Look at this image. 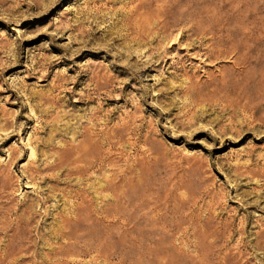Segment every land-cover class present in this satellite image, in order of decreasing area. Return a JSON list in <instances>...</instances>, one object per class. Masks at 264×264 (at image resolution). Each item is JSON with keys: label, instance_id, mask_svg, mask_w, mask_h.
<instances>
[{"label": "rangeland", "instance_id": "obj_1", "mask_svg": "<svg viewBox=\"0 0 264 264\" xmlns=\"http://www.w3.org/2000/svg\"><path fill=\"white\" fill-rule=\"evenodd\" d=\"M262 222L264 0H0V264H264Z\"/></svg>", "mask_w": 264, "mask_h": 264}, {"label": "bare ground", "instance_id": "obj_2", "mask_svg": "<svg viewBox=\"0 0 264 264\" xmlns=\"http://www.w3.org/2000/svg\"><path fill=\"white\" fill-rule=\"evenodd\" d=\"M164 7H165V6H164ZM171 7H172V6H171ZM168 11H169V10H168ZM163 14H164V12H163ZM168 15H169V14H168ZM152 17H153V16H152ZM148 19H150V16H149ZM146 20H147V19H146ZM156 21H157V20H156ZM167 22H168V21H167ZM167 22H166V21H161L160 23H156V24H160V27H159V30H160V31H158V32H162L163 34H165V33H167V32L169 31V25H170V24H168ZM186 22H187V21H186ZM142 23H143V22H142ZM145 24H146V23H145ZM183 25H184V24H183ZM152 26H153V25H152ZM157 27H158V26H157ZM170 27H171V26H170ZM180 28H181V27H180ZM171 29H172V28H171ZM145 30H146V29H145ZM186 30H187V29H186ZM171 33H174V32H171ZM171 33L169 32V33H167V34H171ZM176 34H177V33H175V37H177ZM181 34H183V33H181ZM159 35H162V34L159 33ZM159 35L157 34V36H159ZM163 36H165V35H163ZM168 36H169V35H168ZM168 36H167V38H168ZM182 36H183V35H182ZM170 37L172 38V36H170ZM178 37H179V36H178ZM156 39H157V38H156ZM158 39H159V40H158V42H159V41H160V38H158ZM173 39H176V38H174V36H173ZM177 39H179V38H177ZM182 39H184V38H182ZM185 39H186V38H185ZM169 40H170V38H169ZM179 40H180V39H179ZM163 41H165V40H163ZM167 41H168V40H167ZM160 42H161V41H160ZM160 42H159V43H160ZM165 42H166V41H165ZM165 42H164V43H165ZM173 42H174V41H173ZM176 42H177V41H176ZM170 43H171V41H170ZM177 43H179V42H177ZM160 44H161V43H160ZM172 44H173V43L170 44V47H172V46H171ZM183 45H184V44H183ZM179 46H180V45H179ZM170 47H169V48H170ZM180 48H181V47H180ZM184 48H185V47H184ZM182 49H183V48H182ZM170 50H171V49H170ZM173 51H174V50H173ZM182 51H183V50H182ZM199 51H200V50H199ZM199 51H197L196 53H195V52H194V53L191 52V53H192V54H191V57H192L193 59H198V60H201V61L204 60L203 62H205V61H206V62H208V61L211 62V60H210V59H211V58H210L211 56H210V55H208V54H206V53H203V52H199ZM171 52H172V51H171ZM178 52H179V51H178ZM227 52H228V51H227ZM169 53H170V52H169ZM218 55H220V54H218ZM227 55H228V53H227ZM216 57L219 58V56H216ZM237 57H238V56H237ZM193 76H194V75H193ZM193 76L191 75V77H193ZM191 77H189V78H191ZM189 78H188V79H189ZM194 78H195V77H194ZM190 80H191V79H190ZM193 80H194V79H193ZM197 80H198V78H197ZM198 82H199V81H198ZM198 82H197V83H198ZM197 83H196V84H197ZM199 83H200V82H199ZM190 88H191V86H190ZM53 100H54V99H53ZM50 101H51V100H50ZM52 103H53V102H52ZM261 117H262V116H261ZM92 120H93V119H92ZM95 123H96V122H95ZM101 126H102V125H101ZM83 129H84V127H83ZM105 129H106V128H105ZM103 130H104V129H103ZM86 131H87V130H86ZM104 131H105V130H104ZM108 132H109V131H108ZM108 132H107V133H108ZM88 133H89V132H88ZM88 133H87V134H88ZM94 133H95V132H94ZM94 133H93L92 136H94ZM81 134H83V133H81ZM89 134H90V133H89ZM89 134H88V136H87L88 138H89V136H91V135H89ZM112 134H114V133H112ZM114 135H115V134H114ZM101 136H102V135H101ZM74 137H76V136H74ZM77 137H78V136H77ZM77 137H76V138H77ZM79 137H80V136H79ZM79 137H78V138H79ZM83 137H84V136H83ZM108 137H110V136H108ZM91 138H92V137H91ZM91 138H89V139H91ZM93 138H94V137H93ZM93 138H92V139H93ZM100 138H101V137H100ZM84 139H85V138H84ZM108 139H109V138H108ZM76 140H77V139H76ZM80 140H81V139H80ZM80 140H79V141H80ZM94 140H95V138H94ZM97 140H98V139H97ZM98 141H99V140H98ZM102 141H103V140H102ZM107 141H108V140H107ZM103 142H104V141H103ZM110 142H111V141H110ZM82 143H83V141H82ZM87 143H89V142H87ZM91 143H93V142H91ZM94 143H95V142H94ZM101 143H102V142H101ZM104 143H106V142H104ZM107 143H108V142H107ZM72 145H73V144H72ZM92 145H93V144H92ZM95 145H96V143H95ZM99 145H100V144H99ZM101 145H102V146H101ZM101 145H100V146L103 148V145H104V144H101ZM112 145H113V144H112ZM104 146H106V145H104ZM114 146H115V145H114ZM65 147H66V146H65ZM68 147H69V146H68ZM72 147H73V146H72ZM72 147H69L68 149H70V148H72ZM74 147H76V146H74ZM77 147H78V146H77ZM85 147H87V146L85 145ZM85 147H84V148H85ZM90 147H91V146H90ZM84 148H83V149H84ZM92 148H93V147H92ZM102 148H101V149H102ZM107 148H108V147H107ZM72 149H73V148H72ZM83 149H82V150H83ZM58 150H59V149H58ZM61 150H62V149H61ZM73 150H75V149H73ZM79 150H80V149H79ZM82 150H81V152H82ZM95 150H96V149H95ZM95 150H94V151H95ZM110 150H111V149H110ZM56 151H57V150H56ZM70 151H71V150H70ZM77 151H78V150H77ZM83 151H84V150H83ZM106 151H108V150H106ZM61 152H62V151H61ZM92 152H93V151H92ZM95 152H96V151H95ZM98 152H100V154H101V150H100V151L98 150ZM108 152H109V151H108ZM117 152H118V151H117ZM76 153H78V155H79V152H76ZM87 153H88V152H87ZM110 153H111V152H110ZM110 153H108V155H109ZM55 154H56V153H55ZM69 154H70V153H69ZM97 154H98V153H97ZM111 154H112V153H111ZM59 155H61L60 151H59ZM67 155H68V154H66V158L68 157ZM87 155H88V154H87ZM101 155H102V154H101ZM105 155H106V154H105ZM115 155H116V154H115ZM46 156H47V155H46ZM53 156H55V155H53ZM69 156H70V155H69ZM91 156H94V154L91 155ZM59 157H60V156H59ZM88 157H89V156H88ZM95 157H97V156H95ZM95 157H94V158H95ZM102 157H104V156H102ZM105 157H106V156H105ZM110 157H111V155H110ZM55 158H56V156H55ZM57 158H58V157H57ZM69 158H71V157H69ZM73 158H74V157H73ZM98 158H99V157H98ZM98 158H95V159H98ZM100 158H101V157H100ZM58 159H59V158H58ZM58 159H56V160H58ZM71 159H72V158H71ZM91 159H93V158L91 157ZM101 159H103V158H101ZM98 160H99V159H98ZM114 160H115V159H114ZM59 161H61V158H60ZM77 161H79V159H78ZM77 161H75V162H77ZM81 161H82V159H81ZM96 161H97V160H96ZM100 161H101V160H100ZM102 161H103V160H102ZM109 161H110V160H109ZM109 161H108V163H109ZM111 161H112V159H111ZM55 162H56V161H55ZM62 162H63V161H62ZM73 162H74V161H73ZM94 162H95V161H91V160L88 161V166H91V168H93L92 166H95ZM112 162H113V161H112ZM52 163H53V162H52ZM110 163H111V162H110ZM61 164H63V163H61ZM75 164H76V163H75ZM75 164H74V165H75ZM79 164H80V163H79ZM81 164H83V162H82ZM96 164H97V163H96ZM98 164H99V163H98ZM85 165H86V164H85ZM52 166H53V165H52ZM61 166H62V165H61ZM100 166H101V164H100ZM106 166H107V165H106ZM113 166H115V165H113ZM27 167H28V166H27ZM30 167H31V166H30ZM48 167H49V166H48ZM71 167H72V166H71ZM71 167H70V168H71ZM95 167H96V166H95ZM95 167H94V168H95ZM98 167H99V166H98ZM75 168L78 170V172H80L79 170H81V168L79 167V165H76ZM84 168H85V167H84ZM86 168H87V167H86ZM103 168H104V167H103ZM109 168H110V167H109ZM112 168H113V167H112ZM36 169H39V168H36ZM56 169H57V168H56ZM66 169H67V168H66ZM98 169H99V168H98ZM34 170H35V168H34ZM63 170H64V169H63ZM63 170H62V171H63ZM83 170H86V169H83ZM83 170H81V172H82ZM96 170H97V169H96ZM28 171H29V170H28ZM89 171H90V170H89ZM101 171H103V170H100V172H101ZM36 172H38V171L36 170ZM85 172H86V171H85ZM94 172H95V170H94ZM98 172H99V171H98ZM100 172H99V173H100ZM109 172H110V171H109ZM27 173H28V172H27ZM70 173H71V172H70ZM70 173H69V174L66 173V174L70 175ZM104 173H105L104 175H107V174H108L107 171L104 172ZM30 174H31V173H30ZM34 174H36V173H34ZM54 174H55V173H54ZM73 174H74V173H73ZM76 174H77V173H76ZM88 174H89V172H88ZM88 174H87V175H88ZM91 174H92V173H91ZM95 174H96V173H95ZM102 174H103V173H102ZM33 176H34V175H33ZM33 176H32V177H33ZM81 176H82V174H81ZM83 176H85V175L83 174ZM83 176H82V177H83ZM89 176H90V174H89ZM94 176H95V175H94ZM107 176L109 177V175H107ZM30 177H31V176H30ZM32 177H31V179H32ZM44 177H45V176H44ZM60 177H61V176H60ZM73 177H74V176H73ZM76 177H77V176H76ZM92 177H93V176H92ZM111 177H112V176H111ZM71 178H72V177H71ZM88 178H89V177H88ZM33 179H34V177H33ZM65 179H66V178H65ZM83 179H84V177H83ZM86 179H87V178H86ZM90 179H91V176H90ZM109 179H110V178H109ZM81 180H82V179H81ZM28 181H29V180H28ZM85 181H86V180H85ZM92 181H93V180H92ZM107 181H108V180H107V178H106V182H107ZM114 181H116V180H114ZM48 182H49V181H48ZM78 182H79V181H78ZM81 182H83V181H81ZM106 182H103V183H106ZM108 182H109V181H108ZM96 183H97V182H96ZM99 183H100V182H99ZM101 183H102V182H101ZM103 183H102V184H103ZM114 183H115V182H114ZM110 184H111V183H110ZM115 185H116V184H115ZM87 186H88V185H87ZM91 186H92V185H91ZM98 186H99V184H98ZM105 186H106V185H105ZM110 186H112V184H111ZM71 187H72V186H71ZM93 187L95 188V186H93ZM80 188H81V187H80ZM84 188H85V187H84ZM87 188H88V187H87ZM89 188L91 189L92 187H89ZM107 188H108V187H107ZM110 188H111V187H109V189H110ZM68 189H69V188H68ZM100 189H101V188H100ZM102 189H103V188H102ZM91 190H92V189H91ZM107 190H108V189H107ZM80 191H81V190H80ZM82 191H83V190H82ZM118 191H119V190H118ZM75 192H76V191H75ZM87 192H89V190H88ZM101 192H103V191H101ZM115 192H116V191H115ZM115 192H113V193H115ZM76 193H77V192H76ZM76 193H75L74 195H76ZM83 193H84V191H83ZM90 193H91V192H90ZM90 193H89V194H90ZM98 193H99V192H98ZM52 194H53V193H52ZM106 194H108V193H106ZM119 194H120V193H118V196H119ZM50 195H51V194H50ZM109 195H110V193H109ZM113 195H114V194H113ZM115 195H117V194H115ZM65 196H66V195H65ZM118 196H117V197H118ZM122 196H123V195H122ZM74 197H75V196H74ZM80 197H81V196H80ZM96 197H98V196H96ZM99 197H102V196H99ZM103 197H104V196H103ZM106 197H107V196H106ZM106 197H105V198H106ZM113 197H114V196H113ZM78 198H79V197H78ZM81 198H82V197H81ZM89 198H90V197H89ZM92 198H93V197H92ZM94 198H95V197H94ZM118 198H119V197H118ZM124 198H125V197H124ZM69 199H70V198H69ZM72 199H73V198H72ZM103 199H104V198H103ZM103 199H101V200H103ZM107 199H108V198H107ZM113 199H114V198H113ZM74 200H75V199H74ZM93 200H94V199H93ZM109 200H110V199H108V201H106V202H109ZM111 200H112V199H111ZM115 200H116V199H115ZM116 201H117V200H116ZM78 202H79V201H78ZM82 202H83V201H82ZM93 202H94V201H93ZM99 203H100V202H99ZM103 203H104V202H103ZM112 203H113V202H112ZM68 204H69V203H68ZM75 204H76V202H75ZM78 204H80V203H78ZM80 205H81V204H80ZM87 205H88V204H87ZM87 205H86V206H87ZM97 205H98V204H97ZM103 205H104V204H103ZM110 205H111V203H110ZM124 205H125V203H124ZM84 206H85V205H84ZM84 206H83V204H82V207H84ZM78 207H79V206H78ZM80 207H81V206H80ZM82 207H81V208H82ZM109 207H110V206H109ZM111 207H112V206H111ZM122 207H123V206H122ZM101 208H102V207H101ZM101 208H100V210H102ZM105 208H107V205H106ZM74 209H76L75 211L78 210V208H75V207H74ZM82 209H83V208H82ZM112 209H113V208H112ZM114 209H115V208H114ZM127 209H128V208H127ZM83 210H85V209H83ZM78 212H80V210H79ZM86 212H87V211H86ZM97 212H99V211H97ZM114 212H116V211H114ZM72 213H73V212H72ZM75 213H76V212H75ZM80 213L83 214L84 212H80ZM95 213H96V212H95ZM101 213H103V212H101ZM84 214H86V213H84ZM75 215H76V214H75ZM60 216H61V215H60ZM63 216H64V215H63ZM77 216H78V214H77ZM86 216H87V214H86ZM97 216H98V214H97ZM103 216H104V215H103ZM105 216H106V215H105ZM109 216H110V215H109ZM75 217H76V216H75ZM98 217H99V216H98ZM101 217H102V216H101ZM86 218H87V217H86ZM107 218H108V217H107ZM113 218H114V217H113ZM66 219H67V218H66ZM71 219H72V218H71ZM76 219H77V217H76ZM76 219H75V220H76ZM109 219H110V218H109ZM72 220H73V219H72ZM110 220H111V219H110ZM112 220H113V219H112ZM118 220H119V219H118ZM77 221H78V220H77ZM122 221H123V220H122ZM69 222H70V220H69ZM127 222H129V221H127ZM99 223H100V222H99ZM119 223H120V222H119ZM123 223H125V221H124ZM262 223H263V222H262ZM263 224H264V223H263ZM80 225H81V224H80ZM169 225H170V224H169ZM166 226H167V225H166ZM69 227H70V226H69ZM133 227H134V226H133ZM118 228H119V227H118ZM125 228H128V227H125ZM162 228H163V227H162ZM160 229H161V228H160ZM61 230H62V229H61ZM72 230H73V229H72ZM162 230H163V229H162ZM58 231H59V230H58ZM165 231H166V230H165ZM173 231H174V230H173ZM76 232H77V231H76ZM90 232H93V231H90ZM93 233H94V232H93ZM139 233H140V232H139ZM159 233H160V232H159ZM159 233H158V234H159ZM161 233H162V231H161ZM161 233H160V234H161ZM85 234H86V233H85ZM128 234H129V233H128ZM86 235H87V234H86ZM86 235H85V236H86ZM126 235H127V234H126ZM136 235H137V234H136ZM140 235H141V234H140ZM169 235H170V234H169ZM65 236L67 237L68 235H64V237H65ZM127 237H128V235H127ZM132 237H133V235H132ZM144 237H145V236H144ZM163 237H164V236H163ZM167 237H168V236H167ZM67 238H68V237H67ZM64 239H65V238H64ZM115 239H116V238H115ZM151 239H152V238H151ZM158 239H159V238H158ZM163 240H165V239L163 238ZM66 241H67V240L65 239V242H66ZM116 241H117V240H116ZM129 241H130V240H129ZM131 241H132V239H131ZM135 241H136V240H135ZM155 241H156V240H155ZM76 242H77V241H76ZM81 242H82V241H81ZM113 242H114V241H113ZM143 242H144V241H143ZM182 242H183V241H182ZM67 243H68V242H67ZM74 243H75V242H74ZM79 243H80V242H79ZM79 243H78V244H79ZM164 243H165V242H164ZM169 243H170V242H169ZM169 243H168V244H169ZM172 243H173V242H172ZM172 243H171V244H172ZM80 244H81V243H80ZM85 244H86V243H85ZM143 244H144V243H143ZM165 244H166V243H165ZM175 244H176V243H175ZM119 245H120V244H119ZM127 245H128V247H129V244H127ZM83 246H84V245H83ZM104 246H105V245H103V247H104ZM120 246H121V245H120ZM98 248H99V247H98ZM107 248H108V247H107ZM62 249L64 250V248H62ZM86 249H87V248H86ZM101 249H102V248H101ZM155 249H156V248H155ZM60 250H61V249H60ZM63 250H61V251H63ZM95 250L98 251L99 249H98V250L95 249ZM117 250H118V249H117ZM153 250H154V249H153ZM81 251H82V250H81ZM96 251H95V252H96ZM78 252H79V251H78ZM98 252H99V251H98ZM100 252L102 253V251H100ZM150 252H152V251H150ZM158 252H159V250H158ZM172 252H173V251H172ZM50 253H51V252H50ZM90 253H91V252H90ZM96 253H97V252H96ZM132 253H133V252H132ZM152 253H153V252H152ZM159 253H160V252H159ZM72 254H73V253H72ZM97 254H98V253H97ZM99 254H100V253H99ZM66 255L68 256L67 253H66ZM70 255H71V254H70ZM79 255H80V254H79ZM94 255H96V254H94ZM94 255L92 254V256H94ZM101 255H103V254H101ZM101 255H100V256H101ZM149 255H150V253H149ZM158 255L160 256V254H158ZM158 255H155V256H158ZM74 256H76V255H74ZM81 256H84V255H81ZM81 256H79V257H81ZM87 256H89V255H87ZM92 256H91V257H92ZM114 256H115V255H114ZM114 256H113V257H114ZM117 256H118V255H117ZM166 256H167V254H166ZM58 257H59V256H58ZM72 257H73V256H72ZM76 257H78V256H76ZM76 257H75V258H76ZM95 257H96V256H95ZM95 257H94V258H95ZM103 257H104V256H103ZM113 257H112V258H113ZM164 257H165V256H164ZM168 257H169V256H168ZM73 258H74V257H73ZM75 258H74V259H75ZM105 258H106V257H105ZM112 258H111V259H112ZM136 258H137V257H136ZM141 258H142V257H141ZM89 259H90V258H89ZM108 259H109V258H108ZM132 259H133V258H132ZM53 260H54V259H53ZM86 260H88V258L85 259V261H86ZM109 260H110V259H109ZM112 260H113V259H112ZM118 260H119V259H118ZM158 260H160V259H158ZM92 261H93V260H92ZM101 261H102V259H101ZM101 261H100V262H101ZM107 261H108V260H107ZM168 261H169V260H168ZM96 262H97V261H96ZM116 262H117V261H116ZM57 263H59V262H57ZM69 263H70V262H69ZM74 263H75V262H74ZM94 263H95V262H94ZM97 263H98V262H97ZM110 263H111V262H110ZM63 264H64V263H63ZM89 264H91V263H89ZM92 264H93V263H92ZM95 264H96V263H95ZM99 264H100V263H99ZM106 264H108V263H106ZM113 264H115V263H113Z\"/></svg>", "mask_w": 264, "mask_h": 264}]
</instances>
